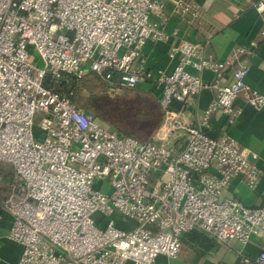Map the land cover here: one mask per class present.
<instances>
[{
  "label": "built area",
  "instance_id": "2783aa9c",
  "mask_svg": "<svg viewBox=\"0 0 264 264\" xmlns=\"http://www.w3.org/2000/svg\"><path fill=\"white\" fill-rule=\"evenodd\" d=\"M161 7L156 0H0V162L11 165L0 169V209L11 217L7 238L22 246L16 264H155L177 256L190 230L225 246L264 237V205L225 194L235 175L256 186L258 155L225 132L209 133L215 111L237 119L238 96L264 113V94L247 85L249 64L240 60L257 42L216 60L183 38L168 54L177 56L173 69L152 75L143 49L170 36L152 17ZM254 9L264 22V0ZM175 11L191 12L184 1ZM233 63L227 81L223 70ZM203 70L212 82L201 79ZM88 72L116 92L158 83L163 121L151 139L108 129L44 85L48 75ZM205 88L213 100L187 121L184 111ZM116 214L135 226H118ZM237 255V264H264V245L252 257Z\"/></svg>",
  "mask_w": 264,
  "mask_h": 264
},
{
  "label": "crops",
  "instance_id": "0c3cea01",
  "mask_svg": "<svg viewBox=\"0 0 264 264\" xmlns=\"http://www.w3.org/2000/svg\"><path fill=\"white\" fill-rule=\"evenodd\" d=\"M162 4L160 11L153 14L154 20L163 21L164 30L170 33L167 40L149 41L143 49V58L147 69L155 75L157 69L171 71L177 62V56L169 57L171 48L180 39H191L202 43L205 56L216 60L227 59L237 45H247L256 40L257 45L252 55L240 56L249 64L245 81L247 85L264 94V22L254 9L257 0H156ZM184 1L190 7V13L181 17L176 13V3ZM264 16V11H263ZM176 35H172L173 30ZM261 31V32H260ZM235 64H229L223 70L225 79L229 81ZM187 69L198 73L192 67ZM200 77L204 82H212L215 75L209 70H203ZM155 80L149 79L146 84ZM214 91L205 88L194 98L184 111L187 121H196L201 113L213 100ZM158 100V96H157ZM159 104V102H158ZM233 107L240 110V115L231 123L228 115L215 111L210 118L209 133L216 135L225 132L234 137L241 147L258 155L257 165L260 169L256 186L249 188L241 175L233 176L226 187L225 194L240 200L244 205L255 207L264 205V113L255 110L238 96ZM2 193H0V202ZM118 226L129 229L135 226V221L123 219L116 214ZM11 226V217L0 209V264H16L22 246L7 238ZM209 238V237H208ZM211 239V238H210ZM213 240V239H212ZM214 241V240H213ZM264 245V237L253 236L243 245L233 241L230 246L214 244L210 248L190 245L182 241L179 254L175 257L158 256L155 264H237L240 250L248 256L256 255Z\"/></svg>",
  "mask_w": 264,
  "mask_h": 264
},
{
  "label": "rangeland",
  "instance_id": "374dc122",
  "mask_svg": "<svg viewBox=\"0 0 264 264\" xmlns=\"http://www.w3.org/2000/svg\"><path fill=\"white\" fill-rule=\"evenodd\" d=\"M36 57L35 54L30 55V59L32 60L36 59ZM37 64L41 65L42 63L41 61H37ZM139 86L143 87L144 85L141 83ZM139 86H136L137 89H140ZM135 88L123 89L116 92L110 88L106 80L93 73L87 75L78 83L72 96L80 107L93 112L100 124L119 133V131L123 132L129 127L137 128L140 125L134 124L133 119L136 116L132 115L136 104H133L131 100L133 95H138L137 89ZM144 125L141 124L139 129L140 133L146 130ZM119 134L122 135L123 133ZM0 169L5 172H10L11 165L0 162ZM103 187L105 188L107 186L103 185Z\"/></svg>",
  "mask_w": 264,
  "mask_h": 264
},
{
  "label": "trees",
  "instance_id": "16d2710c",
  "mask_svg": "<svg viewBox=\"0 0 264 264\" xmlns=\"http://www.w3.org/2000/svg\"><path fill=\"white\" fill-rule=\"evenodd\" d=\"M93 73L94 72H88L81 78H77L70 74H65L56 80H52L48 75L44 79V85L70 96L74 103L79 106L72 96V93L73 91H75L78 83L84 77ZM148 80L149 79H146L142 82L144 88L140 87L139 85L138 86L140 87V89H137V87L135 88L137 89L138 95H133L131 100L133 104H136L135 110L132 113V115L136 116L135 119H133V122L137 125L140 124L139 127H129L123 132L119 131V133H123L122 135L124 136H131L141 141L151 139L163 121V113L157 100V94L159 92L158 83L155 81L152 84H146ZM109 86L110 88H112L110 84ZM173 107H178V104H173ZM141 124H145L144 128H146L143 133L139 132ZM181 241H184V243H189L192 246L196 245L205 248H210L214 244V241L212 239L208 238L205 234L201 233L198 230H190L185 232L182 235Z\"/></svg>",
  "mask_w": 264,
  "mask_h": 264
}]
</instances>
